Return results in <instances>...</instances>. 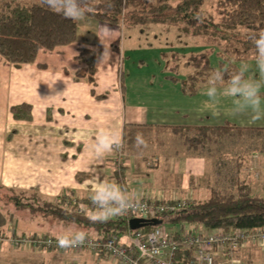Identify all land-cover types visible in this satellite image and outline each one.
<instances>
[{"label":"crops","instance_id":"obj_1","mask_svg":"<svg viewBox=\"0 0 264 264\" xmlns=\"http://www.w3.org/2000/svg\"><path fill=\"white\" fill-rule=\"evenodd\" d=\"M78 24L79 34L76 42L68 46L57 47L53 51H41L34 64L23 65L27 70L30 69L21 72V80L25 82L24 86L27 88L24 91L26 97L24 103L33 106V120L21 121L24 124L21 131L7 133L6 135L16 134L11 136V139L0 142V185L13 189L37 191L52 199L62 197L68 200L76 197L89 202L90 196L99 184L115 183L125 187L133 200H144L143 196L148 193L142 190L138 182L132 180L130 156L136 159L137 169L142 172L145 169L159 168L160 170V168L168 167L170 171L164 176L165 183L176 184L178 188L188 191L187 197L170 198L166 201L179 199L195 201L193 198H196L197 194L203 195V189L208 192L216 188L215 183H218V176H214L215 171H213L215 156H207L204 153L205 149L200 147L198 150L193 147L191 149L184 140L186 146H182V149L170 148L167 151L157 150L150 153L149 160L152 164L148 165L149 167L139 159L141 154L146 153V149H137L132 154H127L125 150L124 167L122 166L119 172L112 164L115 156L113 152L102 158L95 155L92 145L101 130L118 134L125 145L127 125H145L146 127H141L142 129L136 127L134 130L139 133L140 130L145 132L143 136L151 144L155 140L145 136L148 131L167 132L176 137L177 135L175 136L168 127L220 126L218 120L222 113L217 112L220 107L218 104L209 102L204 104L214 110L208 115L204 112L205 105L201 109H194L191 113L188 104L185 105L182 101L173 106L154 105L156 106L155 112L152 119H149L151 123H140V118H143L144 114L140 116L139 110L127 117L128 101L119 80L120 56L115 49L119 31L114 28L109 29L108 39L105 41L108 46L106 48L98 36V34L103 36V32L99 30L101 27L83 21H78ZM84 40H87L97 52L95 87L88 78L77 77L79 70L87 68L86 62L78 61L79 52L85 47ZM106 51L109 55L105 56L102 63V58L99 57ZM34 65L35 69H32ZM93 90L97 96L104 95L107 99L98 100L96 96H93ZM179 97L185 98L184 95ZM133 101L134 97L130 99V102ZM191 117L196 118L198 123H183ZM243 117L230 115L231 120L225 122L241 128L240 131L248 132L250 128L264 130L262 121L252 123L249 122L248 116ZM161 141L158 142L162 143ZM220 141L213 142V144L220 145ZM241 163H243L246 176L243 180H239L246 181L253 190V184H255V179L252 177L253 171L264 172V153L247 155ZM252 180L254 181L251 182ZM28 216L30 214L26 211H17L0 204V235L9 236L16 232L19 236L29 234L28 236L33 237L39 235L28 233L29 231H34L38 227L45 228L43 226L47 224L50 228L57 229L60 226L62 228V225L52 223V219L45 218L40 219V222H44L34 228ZM69 227V231H76L71 228L72 226ZM9 247L6 244L0 246V264H40L36 254L23 248H19L22 250L12 248V250ZM254 247L264 252V247L244 245L239 251L241 264H249L251 259L248 256Z\"/></svg>","mask_w":264,"mask_h":264},{"label":"trees","instance_id":"obj_2","mask_svg":"<svg viewBox=\"0 0 264 264\" xmlns=\"http://www.w3.org/2000/svg\"><path fill=\"white\" fill-rule=\"evenodd\" d=\"M208 1L92 0L95 12L86 17L112 26H119L121 23L137 26L147 22L148 18L167 23L184 34L202 38L209 46L223 48L222 54L225 61L230 62L232 72L239 70L237 64L241 62H255V48L249 37L264 30V0H214L215 10L212 13L205 9ZM108 4L112 6L109 8ZM197 15L201 18L199 21L194 18ZM78 34V21L65 19L48 10L41 0H35L31 5H22L15 0H0V55L17 68L34 64L41 51H53L57 47L76 42ZM83 59L87 68L79 70L77 77L88 78L95 87L97 52L82 49L78 60L83 62ZM225 61L222 63L226 64ZM199 64L200 61L196 60L193 65L199 66ZM41 67L45 66L41 65ZM202 74L201 70L188 77L194 89L200 83ZM195 92L194 90L193 93ZM92 94L98 100L107 99L104 95L97 96L95 90ZM32 110L33 106L29 103L12 106L10 109L16 121H32ZM136 127L142 129L141 127L146 126L127 125L124 140L127 154L137 151L134 146L135 137L139 133L134 130ZM168 128L175 135L185 138L188 144L196 149L204 140H215L216 137L218 139L235 128L241 129L233 124L216 127ZM255 130L261 131L250 128V131ZM144 133L140 130V134L144 135ZM189 133L199 134V137L191 138L187 135ZM212 133L216 137L209 136ZM237 189L238 195L235 196L224 194L214 188L208 198L192 202L186 208L164 216L160 225H169L168 230L175 237L180 236L184 227L200 228L207 232L264 229V198L254 196L251 186L246 182L237 184ZM0 191L6 193L5 203L1 201L4 199V194L0 193V201L6 208L26 211L31 216L75 226L85 230L88 235L93 234L96 238L107 240L127 235L131 231L130 222L121 218L112 217L104 223H91L87 214L69 207L66 199L62 197L52 199L44 197L37 191L6 187ZM155 227L147 226L143 232L148 233ZM186 256L188 257V254ZM176 261L186 263L182 255L176 257Z\"/></svg>","mask_w":264,"mask_h":264},{"label":"rangeland","instance_id":"obj_3","mask_svg":"<svg viewBox=\"0 0 264 264\" xmlns=\"http://www.w3.org/2000/svg\"><path fill=\"white\" fill-rule=\"evenodd\" d=\"M15 1L20 2L22 5H31L35 0ZM205 9L208 10V12H214L215 1L209 0L205 5ZM82 21L90 25L101 27L99 30L102 32L105 28H114L119 31V38L115 49L120 56L119 80L123 85V92L128 101L126 113L127 117H130V114L132 115L134 111L139 110L140 116L144 114L143 118H140V123H151L149 119H152V115L155 112L156 106L154 105L166 107L178 105L183 101L185 105L188 104L191 113L194 109H201L202 106L205 105L204 103L208 102V97L205 95V92L208 88V80L211 73L217 69L232 72L230 62L228 63L225 61V57L222 54L223 48L209 46L202 38H195L184 34L176 27H171L167 23L157 22L149 18L147 19V22L137 26L131 24L124 25L122 23L119 26H112L101 22L99 23L98 21L87 17L80 20V22ZM83 45L85 47L82 49L95 50L87 40H84ZM202 56H204V58ZM84 60L85 59H83V61ZM196 60L200 61L199 66L193 65ZM223 61H225L226 64H223ZM245 64L248 65V71L245 74L246 78L257 79L255 62H241L237 64V67L240 68ZM32 69H35V65ZM28 70L25 66L17 68L15 65L8 63L0 55V142H5L9 140V138L11 139V136H14L16 133L13 135L6 134L15 131L20 132L21 127L24 125L21 121L13 119L10 109L12 106L24 103V100L26 99L24 91L27 88L24 86L25 82L21 80V72ZM201 70L203 71V74L200 77L201 81L196 89H194L188 77ZM226 83L227 79L225 76V84ZM193 89L196 91L195 93H193ZM261 94L264 96V88L261 89ZM182 95H184V99L179 97ZM132 97H134V101L130 102ZM231 104L232 98H221V101L218 104L220 107L217 109V112L222 113L221 118L218 120V123L221 124L220 126L231 124L230 122H225L231 120L229 114ZM150 106L154 107L151 108ZM212 110H214V108H210L209 106L206 107L205 105L204 112L206 115H208L210 111L212 112ZM245 116L243 118H246ZM261 121L264 123L263 120ZM183 123H198V120L196 118L192 119L191 117L190 120H184ZM187 135L191 138L199 137V134L196 133H189ZM211 135L214 136L213 133L209 134V136ZM145 136L149 137L148 139L155 140L154 143H148V147L145 150L146 153L141 154L139 158L142 163L146 164V166L152 164L149 158L151 156L150 153L153 151H167L170 150V148H174V150L178 148L182 149V146L185 145L184 141L188 145V142L182 136L175 135L176 137H174L173 134L167 132L148 131ZM158 141H161L162 143H159ZM219 141L220 145L213 144V142ZM204 145L205 147H203ZM189 147L192 149L190 144ZM199 147L205 149V151H201H204L207 156H215L213 159V171H215L214 176H218V183H215V189L220 190L227 195L237 196V184L242 182L243 178L246 176V171L243 168V163H241V161L245 160L247 155L252 153H264V130L261 129V131L258 132L249 130L246 132L245 130L240 131V129L235 128L230 133L225 134L218 139L216 137L215 140H204L203 144L197 147V150ZM129 160L132 162L130 165L132 180L138 182V184L141 185L142 190H145V193H148V195H144L142 199L166 202V199L170 198L175 199L187 197L188 191L178 188L176 184L165 183L164 176L170 171L168 167L160 168V170L159 168L145 169L142 172L137 169L135 163L136 159L129 156ZM123 162H125V160ZM112 164L116 171H121L122 168L118 169L119 163L115 156L112 159ZM262 172L263 171L258 172V170L253 171L254 175H252V177L255 179V184H253L252 193L254 196L264 198V172ZM249 177L246 178L250 179ZM253 181L254 180L251 182ZM258 185L259 187H257ZM4 187L5 186L0 185V190ZM28 191L34 192L32 190ZM0 193L4 194V199H1V201L5 203L6 193H4V191H0ZM202 193L203 195L200 196L197 194L196 198L193 199L197 202L202 201L209 197L211 191L208 190L207 192L203 189ZM1 201L0 204L3 205V202ZM187 201L195 202L190 199ZM28 217H30V224H34V228L40 226L41 222H44H40L39 220L42 218L39 217L31 215ZM51 222L56 225L58 224L59 226L62 225V228L61 226L57 229L54 227L50 228L47 224L46 226H43L45 228L38 227L36 230L29 231L28 233H37L39 235L33 237H45L46 235L54 237L64 235L70 230V227L64 223L55 220ZM51 222L49 221V223ZM71 228H74L76 231L86 232L75 226H72ZM163 228L169 231L168 228L170 227L169 225H164ZM193 229L196 228H192L191 231H195ZM197 231L205 232L204 229L200 228H198ZM14 235L17 236L18 234L13 232L9 236L0 235V239L10 238ZM28 235L27 237H31ZM89 235L94 237L93 234ZM126 240V236H122V241L124 242ZM1 245L4 244H0V246ZM6 246L9 247L10 245L8 246V244H6ZM23 249L36 254L37 261H39L40 264H120L106 259H99L98 255L91 251L82 253L74 251H39L29 246ZM248 257L251 259L249 264H264V252L255 247L251 250V254Z\"/></svg>","mask_w":264,"mask_h":264},{"label":"built area","instance_id":"obj_4","mask_svg":"<svg viewBox=\"0 0 264 264\" xmlns=\"http://www.w3.org/2000/svg\"><path fill=\"white\" fill-rule=\"evenodd\" d=\"M118 169L123 166L125 160L124 147L122 150L113 151ZM135 206L126 214L113 216L128 220L144 219L163 220L164 216L173 214L177 210L186 208L192 202L187 200L136 201ZM69 207L76 208L78 212L90 215L94 210L91 201L87 202L79 198L66 200ZM145 228V227H144ZM131 230L122 241L121 237H112L107 240L91 237V244L61 249L57 246L56 237H27L14 235L10 238H1L0 244H8L12 248L33 247L36 250H51L55 252L74 251L82 253L94 252L100 259H106L120 264H182L176 261V257L183 256L184 264H241L238 258L239 251L246 244L264 247V229L245 231L241 229L230 231L200 232L197 229L184 227L179 237H175L163 228L156 226L152 231L144 233L143 229ZM155 249L156 251H153ZM188 254V257L186 256ZM187 257V258H186Z\"/></svg>","mask_w":264,"mask_h":264},{"label":"clouds","instance_id":"obj_5","mask_svg":"<svg viewBox=\"0 0 264 264\" xmlns=\"http://www.w3.org/2000/svg\"><path fill=\"white\" fill-rule=\"evenodd\" d=\"M41 3L48 10L72 21L83 20L87 15L95 12L92 0H41ZM107 6L110 8L112 5ZM194 18L197 21L201 19L199 15ZM108 34L107 28L103 30V36L98 34L106 48L108 46L105 41L108 39ZM249 39L255 48L257 79L246 78L247 64L242 65L235 72L217 69L209 77L205 95L208 97V102L212 104H219L222 97L232 98L229 114L233 117L246 115L250 122L255 123L264 120V96L261 94V89L264 88V30L252 34ZM106 55H109L107 51L99 57L102 58V63ZM225 76H227L226 84ZM134 146L137 149H146L148 142L142 134L138 133ZM123 147L124 143L118 134L101 130L95 137L92 150L97 157L102 158L113 151L122 150ZM90 201L94 210L87 218L91 223H104L113 216L126 214L136 204L128 190L115 183L99 184L90 196ZM56 242L59 248L68 250L86 243L91 244V237L84 231H69L57 236ZM153 251L156 250L153 249Z\"/></svg>","mask_w":264,"mask_h":264},{"label":"water","instance_id":"obj_6","mask_svg":"<svg viewBox=\"0 0 264 264\" xmlns=\"http://www.w3.org/2000/svg\"><path fill=\"white\" fill-rule=\"evenodd\" d=\"M162 223L161 220H152L150 222H147L144 219H133L130 221L131 230L141 229L147 226H157Z\"/></svg>","mask_w":264,"mask_h":264}]
</instances>
